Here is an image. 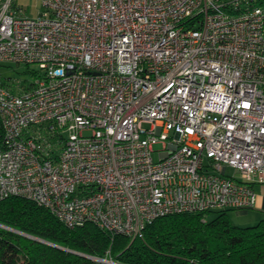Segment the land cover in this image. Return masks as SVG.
Wrapping results in <instances>:
<instances>
[{
	"label": "built area",
	"instance_id": "1",
	"mask_svg": "<svg viewBox=\"0 0 264 264\" xmlns=\"http://www.w3.org/2000/svg\"><path fill=\"white\" fill-rule=\"evenodd\" d=\"M38 1L29 16L0 0V63L37 71L28 89L0 84V200L128 237L166 215L254 205L264 3Z\"/></svg>",
	"mask_w": 264,
	"mask_h": 264
},
{
	"label": "trees",
	"instance_id": "2",
	"mask_svg": "<svg viewBox=\"0 0 264 264\" xmlns=\"http://www.w3.org/2000/svg\"><path fill=\"white\" fill-rule=\"evenodd\" d=\"M24 65L33 79L36 69ZM7 79L0 76V84L11 85ZM216 211L212 218V211L166 215L134 237L111 236L93 223L66 227L43 206L11 196L0 200V264H106L90 257L119 264H264V217L237 225L228 209Z\"/></svg>",
	"mask_w": 264,
	"mask_h": 264
},
{
	"label": "rangeland",
	"instance_id": "3",
	"mask_svg": "<svg viewBox=\"0 0 264 264\" xmlns=\"http://www.w3.org/2000/svg\"><path fill=\"white\" fill-rule=\"evenodd\" d=\"M17 4H21L23 7H25L26 11L25 14L26 15H35L37 13L38 10V6H39V1L38 0H16ZM29 68H34L36 69V66H30ZM25 69V65L24 64H15V63H0V76L2 77H7L10 79H7L8 82L10 83L11 81V85H9L10 88H12L14 91H19L20 89L23 88V84L25 83H29L32 81V78L26 74L23 73V70ZM144 126H148V125H144ZM85 134H87V131L84 132ZM160 147V144H155L154 148L157 149ZM153 158L154 160L157 159V155L156 153L153 154ZM226 172L228 174H234L233 169L231 168H227ZM217 211H212L211 213H209L208 217L212 218L216 215ZM229 217L232 221H245V219H248L250 216L249 214H243V213H237L236 211H228ZM5 228L8 229V227L4 226ZM93 260H97V257H90ZM101 262V261H100Z\"/></svg>",
	"mask_w": 264,
	"mask_h": 264
},
{
	"label": "crops",
	"instance_id": "4",
	"mask_svg": "<svg viewBox=\"0 0 264 264\" xmlns=\"http://www.w3.org/2000/svg\"><path fill=\"white\" fill-rule=\"evenodd\" d=\"M251 187L255 194V203L252 207L247 209H228V211H236L237 213H250V217L248 219H245V221H232L237 225H250L258 221L260 218L264 217V179L260 182H252Z\"/></svg>",
	"mask_w": 264,
	"mask_h": 264
},
{
	"label": "water",
	"instance_id": "5",
	"mask_svg": "<svg viewBox=\"0 0 264 264\" xmlns=\"http://www.w3.org/2000/svg\"><path fill=\"white\" fill-rule=\"evenodd\" d=\"M9 229V228H8ZM19 233H21V232H19ZM21 234H23V235H25V236H27V237H30V238H34V239H37V240H41V239H38V238H36V237H32V236H30V235H27V234H24V233H21ZM42 241V240H41ZM89 257V256H88Z\"/></svg>",
	"mask_w": 264,
	"mask_h": 264
}]
</instances>
